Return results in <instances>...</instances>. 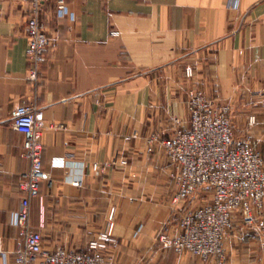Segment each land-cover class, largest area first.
<instances>
[{"label":"crops","instance_id":"1","mask_svg":"<svg viewBox=\"0 0 264 264\" xmlns=\"http://www.w3.org/2000/svg\"><path fill=\"white\" fill-rule=\"evenodd\" d=\"M27 8L0 1V264H14L23 240L16 214L30 162L13 114L25 103L55 125L31 202L46 251L86 249L114 209L115 264H264V211L251 226L236 215L225 255L206 262L159 241L179 233L176 171L162 144L148 143L190 128L189 93L200 90L229 107L237 138L264 159V0H66L63 15L47 0L53 45L38 82L28 79Z\"/></svg>","mask_w":264,"mask_h":264},{"label":"built area","instance_id":"2","mask_svg":"<svg viewBox=\"0 0 264 264\" xmlns=\"http://www.w3.org/2000/svg\"><path fill=\"white\" fill-rule=\"evenodd\" d=\"M0 1L11 2L17 12L23 10L24 5L28 7L25 34L27 56L33 65L28 79L38 82L41 65L48 59L53 45L41 22L47 0ZM57 1L63 15L66 0ZM111 35L118 33L111 32ZM187 76L192 77L193 72L187 71ZM188 113V130H177L167 139H161L158 134H152L148 139L149 145L162 144L176 171L177 188L172 203L179 213V233H161L158 239L179 254L190 253L206 262L211 257L225 255L224 241L236 215L251 226L263 214L264 159L249 141H236L229 107L207 100L200 90H192ZM13 127L24 137L23 155L30 162L29 172L21 181L25 196L16 214V225L23 240L14 251V264H115L108 254V249L117 244L114 209L106 229L91 240L86 249L59 248L52 253L45 250L42 234L31 226V202L39 196L41 182L48 178L43 168L42 138L44 131L55 125L48 124L35 105L25 103L15 109ZM132 137L135 138L136 133ZM121 164L125 165L127 161L123 160ZM93 168L99 169L98 165ZM76 185L82 186V182H76ZM201 192L208 193L207 203L180 210L183 203Z\"/></svg>","mask_w":264,"mask_h":264},{"label":"rangeland","instance_id":"3","mask_svg":"<svg viewBox=\"0 0 264 264\" xmlns=\"http://www.w3.org/2000/svg\"><path fill=\"white\" fill-rule=\"evenodd\" d=\"M234 130H235V128H234ZM235 139H237L238 141L242 140V141H249L250 142V140H249L248 137H245L243 139H240V138H237L236 134H235ZM208 201H209V195H208V193L207 192H201L200 193V196H199V199H198V207L204 205Z\"/></svg>","mask_w":264,"mask_h":264}]
</instances>
